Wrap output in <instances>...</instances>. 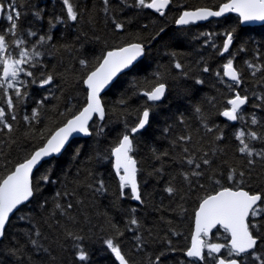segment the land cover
Wrapping results in <instances>:
<instances>
[{"label":"trees","instance_id":"trees-1","mask_svg":"<svg viewBox=\"0 0 264 264\" xmlns=\"http://www.w3.org/2000/svg\"><path fill=\"white\" fill-rule=\"evenodd\" d=\"M224 1L172 0L165 10L166 15L160 16L153 9L136 8L134 0H110L112 15L125 25L122 31H118L102 10L103 0H72L78 11V20L58 23L54 28H50L49 22L55 21L56 17H64L66 21L62 0H14L23 14L18 29L26 32L31 28L38 33L34 38L25 37L29 39L28 47L31 48L39 35L51 34L53 39L40 48L44 53L40 58L42 63L28 69L34 72L37 83H29V96L17 108V119L12 121L11 116L8 117L14 131L8 133L7 129H0V176L11 172L17 163L43 145L49 133L84 106L87 89L83 80L94 67L96 58L111 48L131 42L143 43L146 52L130 69L120 73L101 95L105 118H93L89 128L91 135L71 139L59 156L46 159L36 168L33 174L36 192L10 217L5 235L0 240V264H81L75 259L73 241L65 236L66 231L85 237L90 264H118L103 245L105 238L114 235L110 223H116L123 231L117 242L131 264H153L161 252L164 255L160 264H204L185 255L200 198L206 192L218 190L216 180H220L224 187L235 188L242 179L245 190L264 192V159L254 156L256 163L247 165L248 158L238 152L240 145L234 137L237 129L245 125L264 134V127L250 123L254 114L264 125V107H255L264 105V23L243 26L237 15L228 14L203 23L174 24L184 9L216 8ZM0 2L6 6L12 0ZM37 11L41 18L33 15ZM4 16L0 19V32L10 27L6 20L7 11ZM161 28L163 32H160ZM226 31H232L234 39L230 53L220 56L219 49L223 47ZM157 33L160 34L157 36ZM202 33L212 34L208 44H205L208 36ZM212 43L216 48L210 46ZM11 47L14 49L15 46ZM229 58L233 59L243 81L237 91L249 97L243 110L246 117L243 123L228 121L219 115L230 107L227 101L235 94L227 87L231 81L223 77L222 66ZM81 59L89 62L87 68L80 65ZM245 61L261 66V70L253 75L254 69H249ZM176 62L183 68L176 69ZM205 66L209 67V72L203 71ZM50 73L54 76L53 82L39 86L41 74L46 78ZM21 79L30 82L32 78L21 74ZM198 79L203 83L197 84ZM156 80L167 85L166 95L151 113L149 125L136 135L132 153L139 169L137 178L144 201L141 204L131 199L130 189L126 190L128 195L124 199L119 198V180L113 169L111 149L125 132V125L129 129L135 126L137 115L149 106L150 102L142 95V91L147 90L144 83ZM12 96L15 101L14 93ZM37 101H43V105L38 107ZM0 106L6 107V104ZM197 107L201 113H197ZM34 108L38 109V120L25 121L24 117H31ZM181 116L184 123L180 122ZM204 123L223 130V140L214 139L218 133H206ZM100 127L104 132L97 135ZM165 128L169 129L167 133ZM189 134L191 141L184 146L189 147L190 152L184 155L195 153L194 158L200 162V157L207 152L213 161L210 166L201 164L200 170L205 175L199 179V184L204 185L203 188L196 183L197 178L190 177V181H185L180 175L181 171L190 172L194 165L178 162L181 148L173 146L172 141ZM251 146L260 150L264 148V141H252ZM214 148L217 151L213 155ZM77 149L79 155L75 156ZM163 152L169 155L155 159V155ZM229 167L236 169L235 184L227 180ZM157 169L162 171L157 172ZM240 171L245 173L243 178L239 176ZM44 174L49 175L48 182L40 179ZM101 179L107 188L103 194L95 192L97 181ZM190 183L195 186L190 187ZM170 184L177 189L175 194L165 191ZM57 203L63 207L69 203L73 205L69 215L75 218L76 223L61 214V210L56 208ZM132 207L137 209L135 216L140 221L139 227L126 225L127 218L132 215L129 211ZM22 215L26 219H19ZM37 230L39 237L35 235ZM136 236L141 237L140 242ZM30 238L38 240L40 250L33 247ZM203 238L211 243L227 244L229 235L217 226ZM144 241L147 243L138 248L137 243ZM44 248L48 252H44ZM12 249L19 251L12 255ZM203 251L209 260L207 249ZM228 251V248H223L213 255L228 257ZM256 251L264 256V240ZM236 258L242 264H259L251 255L245 257L241 254ZM209 264H215L214 260H209Z\"/></svg>","mask_w":264,"mask_h":264},{"label":"snow or ice","instance_id":"snow-or-ice-1","mask_svg":"<svg viewBox=\"0 0 264 264\" xmlns=\"http://www.w3.org/2000/svg\"><path fill=\"white\" fill-rule=\"evenodd\" d=\"M172 0H134V6L138 9H153L159 13L160 16L166 15V8L170 6ZM62 4L66 9V21L64 17H56L55 21H50V28L56 27L58 23H64L67 21L76 22L78 20V11L72 0H62ZM103 12L106 13L114 25V28L118 31H122L125 28L124 23L118 22L115 16L112 15L110 8V0H103ZM7 11L6 20L10 24V27L0 32V104H6V107L0 106V129H7L8 133L14 131L13 124L9 122V115L11 120L15 121L16 110L20 104L25 101V98L29 96L27 88L29 83L36 84L37 79L33 71L29 68H35L42 61L40 58L44 55L40 48L48 44L53 37L51 34L39 35V38L35 43L31 44V48L28 47L29 39L38 36L36 31L31 28L26 32L18 29V22L23 15L19 8L15 5L14 0L9 2L6 6L0 2V19H4V13ZM236 12L239 14V18L243 22L250 21H264V0H228L227 3L219 4V10H213L211 7H198L195 10H185L175 20L177 25H190L199 21H208L210 18L221 17L225 13ZM36 18H41L39 11L33 13ZM164 29L161 28L160 32ZM160 33H157V36ZM207 35L208 39L205 40V44H208L212 34ZM225 39L223 47L219 49V55L224 56L230 53V46L234 39V33L232 31H226L224 33ZM155 37H153L154 39ZM14 45V49L11 47ZM216 48V44L210 45ZM68 51L71 48L67 45L64 46ZM243 51V48H241ZM146 49L143 43L131 42L124 46L111 48L104 52L102 56L96 58L95 65L90 71L87 72L86 78L83 83L87 86V103L76 114H73L70 119H67L63 126L58 127L54 132L49 133L45 139L43 146L38 147L29 157L23 160V162L17 163L14 170L9 172L5 176H0V238L5 235L7 224L10 220L11 214L18 209V206L28 202L36 192V188L33 184L34 169L39 168L40 165L46 160L61 154L70 141V137L73 134L81 133L84 135H91L89 128V121L94 115H98L101 120L105 118V109L101 105L99 93L105 86L113 82L114 78L123 70L130 69L134 65V62L138 58L145 55ZM259 56V53H257ZM80 65L87 68L89 62L86 59L79 61ZM245 64L249 69H254L253 75H256L261 70V66L252 64L249 61H245ZM174 67L176 69H182L183 65L176 62ZM223 77H227L231 83L227 84L230 91L235 93L232 98L228 99L227 104L230 106L225 108L219 113V115L227 118L228 121L244 122L246 117L244 115V107L249 101V97L241 95L237 89L242 84L240 72L234 66L232 58L227 59L223 64ZM204 72H209V67L203 68ZM21 74L26 77H31V81L21 79ZM220 77V73L216 74ZM221 77V82H223ZM54 80V76L50 73L46 78L41 74L39 79V86L50 85ZM197 84L203 83L201 80L196 81ZM143 87L147 90L142 91V95L147 98V102H150L149 106H145L144 110L137 115V123L135 126L128 128L125 125V132L121 134L118 143L111 149V155L114 158L113 169L119 180L120 199H124L130 189L131 199L143 204L142 193L137 178L139 171L137 167V160L133 157L132 153L135 151L136 135L146 129L150 123V116L154 108L159 106L162 102V98L165 97L167 91V85L160 80L146 81ZM24 89L23 91L21 89ZM15 95V101L12 94ZM47 99V97H45ZM258 99H260L258 97ZM211 103V100L209 101ZM38 107L43 105V101L36 102ZM123 103V101H121ZM255 107L260 108L264 105L257 104ZM71 111V110H69ZM197 113H201V109L197 107ZM63 115V113H61ZM38 109L32 110L31 117L25 116V121L29 119L38 120ZM180 122L184 123L181 116ZM206 119V118H205ZM251 125L261 126L260 121L253 114L250 120ZM206 133H218L214 136L216 141H221L224 138L223 130L216 128L215 126H209L208 123H204ZM164 131L167 133L168 128ZM104 132L102 127L98 128L97 135ZM235 139L239 142L238 152L246 154L247 165H254L256 160L252 157H260L264 159V148L260 150L251 146L252 141H264V134L247 128V125L237 129L234 133ZM191 141V135L179 136L176 140L172 141L173 146H179L181 148V157L179 163L187 164L194 167L190 172L181 171L180 175L185 181H190V177L197 178L196 183L199 184V179L203 178L205 173L201 171V164L204 166H210L213 161L208 157V153L205 152L200 157V162L194 158L195 153L191 155H184L190 152V148L184 146L187 142ZM199 151V149L197 150ZM217 149H212L213 155ZM219 151H223L220 149ZM155 154V149H153ZM79 155V149L76 150L75 156ZM168 152L155 155V159L159 160L162 157H167ZM221 163H227L222 161ZM48 172L51 169L47 170ZM157 172L162 169H157ZM215 171V170H214ZM236 169L229 167L227 180L233 184L236 181ZM245 173L239 172V176L243 178ZM41 180L48 182L50 177L48 174H44L40 177ZM212 177H209L211 180ZM215 184L218 186V190L206 192V194L200 198L199 206L195 212V231L192 234L191 246L187 248L185 255L188 258H193L209 264V260H214L215 264H242L241 260L232 258L233 256L240 257L244 254L245 257L251 255L254 262L264 264V256L260 255L256 249L261 240H264V192L252 190H245L243 180L239 182V186L224 187L220 180H216ZM190 183V187H194ZM90 188L93 185H89ZM200 188L204 185L199 184ZM107 191L104 181L98 180L95 192L103 194ZM165 191L170 195L175 194L177 189L171 184L165 188ZM60 196V193L56 194ZM69 195V193H65ZM43 206V205H41ZM71 203L63 207L57 203L56 208L61 210V214L66 216L72 223H76L74 217L69 215V210L72 209ZM132 215L127 218L126 225L140 226V221L136 218L135 212L137 209L132 207L129 210ZM259 217V219H257ZM19 219H26L25 216H20ZM223 227L224 231L230 234V240L227 244L211 243L203 237H207L210 231L217 226ZM110 229L114 232V235L108 236L103 240V245L112 254L114 260L118 264H131L129 259L124 254L122 247L117 242V238L123 235V231L119 229L116 223H110ZM131 231V228H128ZM35 235L39 237V230ZM151 235V233H149ZM65 236L73 241V248L75 251V259L81 264H90V252L85 248V237L75 233L73 231H66ZM135 239L140 242L141 237L136 236ZM30 243L34 248L40 250V245L37 239L30 238ZM142 243H137V247L143 246ZM228 248V257L223 255L216 257L213 254L220 253L221 249ZM204 249H207L206 260ZM174 251L175 249H171ZM19 250L12 249L10 254L16 255ZM44 252H48L47 248L43 249ZM164 255L161 252L156 256L153 264H160L161 257Z\"/></svg>","mask_w":264,"mask_h":264},{"label":"water","instance_id":"water-1","mask_svg":"<svg viewBox=\"0 0 264 264\" xmlns=\"http://www.w3.org/2000/svg\"><path fill=\"white\" fill-rule=\"evenodd\" d=\"M227 2H228V0L224 1L223 3H227ZM201 7H206V6H201ZM197 8H198V7H197ZM195 9H196V8L184 9V10L181 11V13H182L183 11H185V10H195ZM213 10H219V6H217L216 8H213ZM181 13H180V14H181ZM180 14H179V16H180ZM228 14H236V15L239 17V14L236 13V12L225 13L223 16H226V15H228ZM179 16H178V17H179ZM223 16H221V17H223ZM178 17H177V18H178ZM214 18H220V17H214ZM210 19H212V18H210ZM210 19H209V20H210ZM199 22H200V23H203V22H206V21H199ZM239 22H240V24L243 25V26H246V25L253 26V25H259V24H263V23H264V21H250V22H243V21H241L240 18H239ZM197 23H198V22H197ZM174 24L177 25L176 23H174ZM178 26H179V25H178ZM125 45H126V44H125ZM123 46H124V45H123ZM107 51H108V50H107ZM142 57H143V56H142ZM142 57L138 58V60L141 59ZM138 60H137V61H138ZM137 61H136V62H137ZM136 62H134V64H135ZM127 70H128V69H127ZM123 71H125V70H123ZM123 71H122V72H123ZM122 72H121V73H122ZM119 74H120V73H119ZM119 74H118V75H119ZM118 75H117V77H118ZM117 77H115L114 80H115ZM85 78H86V77H85ZM226 78H227V77H226ZM227 79H228V78H227ZM114 80H113V82H114ZM113 82H110V84L107 85V86H105V88L102 89L101 92L99 93V98H100V101H101V105H102V106H103V103H102L101 95L105 92V90H106V89H107V88H108ZM84 85H85V84H84ZM85 87H86V89H87V86H86V85H85ZM86 103H87V99H86ZM86 103H85V104H86ZM85 104H84V106H85ZM84 106H83V107H84ZM83 107H82V108H83ZM82 108H81V109H82ZM81 109H80V110H81ZM80 110H79V111H80ZM79 111H78V112H79ZM78 112H77V113H78ZM94 117L99 118L98 115H94L93 118H94ZM70 118H71V117H70ZM70 118H69V119H70ZM93 118L89 121V124L91 123V121L93 120ZM99 119H100V118H99ZM100 120H101V119H100ZM65 123H66V122H65ZM63 124H64V123H63ZM63 124H62L61 126H63ZM61 126H59V127H61ZM56 129H57V128H56ZM56 129H55V130H56ZM55 130H54V131H55ZM54 131H53V132H54ZM88 136H89V135H84V134H81V133H76V134H73V135L70 137V141H71V139H73V138H75V137H88ZM70 141H69V142H70ZM42 146H43V145H42ZM40 147H41V146H40ZM35 150H36V149H35ZM35 150H34V151H35ZM34 151H33V152H34ZM59 155H60V154H59ZM59 155H56V156H54V157H57V156H59ZM112 158H113V157H112ZM22 162H23V161H22ZM113 163H114V158H113ZM14 168H15V167H14ZM14 168H13V170H14ZM35 170H36V169H34V171H35ZM30 199H31V198H30ZM134 201H135V200H134ZM135 202H137V201H135ZM25 203H27V202H25ZM25 203H24V204H25ZM137 203H138V202H137ZM198 206H199V205H198ZM19 207H20V206H18V208H19ZM197 208H198V207H197ZM15 211H16V210H15ZM15 211H14V213H15ZM195 212H196V210H195ZM11 216H12V214H11ZM218 226H219V225H218ZM219 227H221V226H219ZM222 228H223V227H222ZM194 231H195V213H194V218H193V230H192V234H193ZM210 232H211V231H210ZM209 234H210V233H209ZM228 235H229V239H228V241H229V240H230V234L228 233ZM0 240H1V238H0ZM191 240H192V235H191V239H190V245H189V247L191 246ZM232 258L238 259V258H236V257H232ZM238 260H239V259H238Z\"/></svg>","mask_w":264,"mask_h":264}]
</instances>
